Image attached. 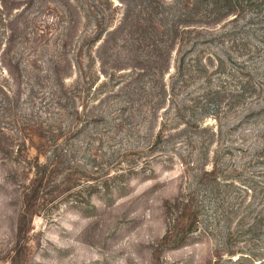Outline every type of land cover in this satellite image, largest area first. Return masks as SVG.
I'll list each match as a JSON object with an SVG mask.
<instances>
[{
	"label": "rangeland",
	"instance_id": "obj_1",
	"mask_svg": "<svg viewBox=\"0 0 264 264\" xmlns=\"http://www.w3.org/2000/svg\"><path fill=\"white\" fill-rule=\"evenodd\" d=\"M0 264H264V0H0Z\"/></svg>",
	"mask_w": 264,
	"mask_h": 264
}]
</instances>
